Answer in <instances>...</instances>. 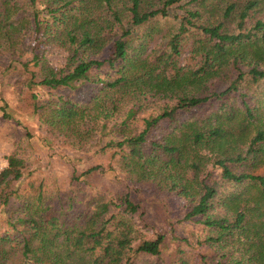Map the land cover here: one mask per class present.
I'll use <instances>...</instances> for the list:
<instances>
[{
  "label": "trees",
  "instance_id": "obj_1",
  "mask_svg": "<svg viewBox=\"0 0 264 264\" xmlns=\"http://www.w3.org/2000/svg\"><path fill=\"white\" fill-rule=\"evenodd\" d=\"M10 103L39 134L14 119L0 264H264V0H0ZM21 140L71 172L35 174ZM143 191L184 200L193 248Z\"/></svg>",
  "mask_w": 264,
  "mask_h": 264
},
{
  "label": "rangeland",
  "instance_id": "obj_2",
  "mask_svg": "<svg viewBox=\"0 0 264 264\" xmlns=\"http://www.w3.org/2000/svg\"><path fill=\"white\" fill-rule=\"evenodd\" d=\"M180 8L176 7V13H181ZM166 24V23H164ZM165 26V25H164ZM166 27V26H165ZM189 43L184 44L183 53L181 55L179 62L182 64L186 60L185 57H188V46ZM188 46V47H187ZM56 58V55H53ZM59 58V57H58ZM193 60H189V65L193 64ZM85 93H88V88H83L79 92L78 96H83ZM7 98L11 102V95H7ZM11 104V108L8 109L12 118L4 119L2 117V111L0 110V168L6 165V155L15 147V143L13 142V138L18 137L21 138V131L23 127L14 120L15 118L20 119L24 124H26L27 128L33 133L39 134L37 129L33 126L29 120H26L21 113L17 112L13 104ZM139 127V126H138ZM19 141L18 139H16ZM22 141V140H21ZM25 142V141H22ZM17 143V142H16ZM25 144H27L25 142ZM27 148L24 151V155L27 158V167L29 169H34V173L40 176L48 175L51 172H63L69 174L71 172V167L67 164H64L62 161L58 159H51L46 155V153L35 143L33 145L27 144ZM88 161V159H87ZM85 162L80 161L77 164L79 169L85 167ZM140 203L144 207L145 210V221L148 223H152L159 229L173 228V233L187 239L189 244H186V247H194L195 243L198 239L201 238V232L199 231V226L189 220L183 219V214L185 207L183 205L184 200L181 198H177L173 195H164L159 198L153 197L150 193L140 192ZM170 231V230H169ZM192 244V246H191Z\"/></svg>",
  "mask_w": 264,
  "mask_h": 264
}]
</instances>
